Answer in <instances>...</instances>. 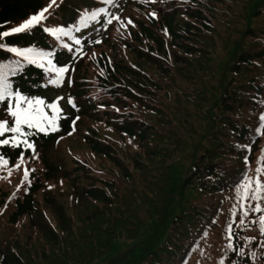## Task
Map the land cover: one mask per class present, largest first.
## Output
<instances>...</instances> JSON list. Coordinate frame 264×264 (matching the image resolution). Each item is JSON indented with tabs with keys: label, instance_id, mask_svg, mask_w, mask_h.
<instances>
[{
	"label": "trees",
	"instance_id": "16d2710c",
	"mask_svg": "<svg viewBox=\"0 0 264 264\" xmlns=\"http://www.w3.org/2000/svg\"><path fill=\"white\" fill-rule=\"evenodd\" d=\"M46 4L0 0V32ZM142 4L118 47L111 33L73 63L61 90L76 107L28 137L33 179H0V264H264V212L252 211L264 199L250 191L264 182V0ZM90 6L64 0L54 22L0 38L14 92L53 95L46 70L10 49L36 44L68 64L48 28ZM21 151L0 156L14 166Z\"/></svg>",
	"mask_w": 264,
	"mask_h": 264
},
{
	"label": "snow or ice",
	"instance_id": "6c2138e0",
	"mask_svg": "<svg viewBox=\"0 0 264 264\" xmlns=\"http://www.w3.org/2000/svg\"><path fill=\"white\" fill-rule=\"evenodd\" d=\"M56 0H49L48 6L40 10L38 13L32 15L21 25L12 28L10 30H4L0 32V38H7L13 34L26 33L30 31L34 27L41 24V22L47 17L45 13L48 12L49 8H51L55 4ZM108 3H114V0H106ZM103 11V10H102ZM154 15V13H153ZM93 18H95L93 16ZM116 20H119V16L114 17ZM110 19L108 23H111ZM131 23V21H128ZM67 35V33H64ZM94 43H98L99 41H93ZM75 43L77 45H81V48L76 49L75 55H80L82 52V44L80 39H76ZM4 44H0V48H4ZM69 51H72V48L68 45H65ZM13 52H16L17 55L29 58L30 63H35L32 57L40 56V57H51L53 53H43L37 52L32 49H28L25 51L18 50L16 48L10 49ZM40 67H44L43 64L39 65ZM48 71L56 73L55 79L51 80L52 84H61L62 80L67 76L69 85L71 84L70 72L73 70L70 66L65 65L61 67H56L52 60H48ZM64 99L63 97L58 98V100L53 101L51 103H46L43 99H32L28 98L25 95L14 92L8 81L7 74L0 72V104L7 103V107L5 111L11 117V121L9 120H0V147L10 146L15 148H21L20 159L23 160V152L25 150L31 151L34 155L36 153L35 143L32 140H29L28 137L31 135H35L36 132L48 134L49 131H58V121L63 117V109L59 106V100ZM70 105L75 108V103L69 98ZM51 112V115L49 114ZM76 119H79L77 117ZM264 119V117H262ZM75 121H73V125ZM25 129H34L35 132L25 131ZM8 161L5 160L2 156H0V165H7ZM16 168H19L20 165L16 164ZM258 172H264V169H257ZM29 174V170L27 168L24 169V176L27 178ZM11 175V172L8 173ZM251 183V181H249ZM257 184L256 189H252L253 199H264V196L261 195L264 192V182H261L259 179L255 181ZM245 189H248V184L244 185ZM19 190V186H18ZM245 199L248 198L247 192L245 194ZM254 212H264V208L257 204L255 208L252 209ZM247 211H245V215H249ZM236 223L243 225L244 220L240 219L236 221ZM252 223H257V221L253 220ZM259 226L262 232H264V215L260 216ZM232 225H229V233H231ZM251 239H255L254 237ZM231 247V245H230Z\"/></svg>",
	"mask_w": 264,
	"mask_h": 264
},
{
	"label": "rangeland",
	"instance_id": "374dc122",
	"mask_svg": "<svg viewBox=\"0 0 264 264\" xmlns=\"http://www.w3.org/2000/svg\"><path fill=\"white\" fill-rule=\"evenodd\" d=\"M63 1L64 0H56L55 4L51 8H49L48 12L45 13V16L48 18V21L54 22L53 14L59 8V6L63 3ZM69 1L73 3L78 2V0H69ZM90 1H91V6L89 8L83 9L81 14L79 15V18L76 17V19L73 21L75 24L69 26V27H72L75 25V28H78L77 32H75L74 34H71L70 32H66L67 30L65 32H61L60 40L64 44L74 49H78V48H81V45H77L75 43V40L80 39L81 44L83 46L82 50L89 48L87 51V54L89 56L92 55L94 57V54H97L98 52L95 48L98 46V43L100 41L101 42L105 40L112 41L110 40V38H108V36L111 33H114L116 34V36H118L119 39L117 40L118 41L117 47L119 46L121 39H123L126 36V34L128 33V29L130 28V24L132 23V22L131 23L128 22L129 20L132 21L131 15H137V12L132 8L126 7L127 0H116L114 1V3H108L106 2V0H90ZM48 4H49V0H48ZM48 4H46L45 6H48ZM114 10H115V16H119L120 19L119 20L114 19L112 20L111 23H108L107 15L109 14V12L112 13ZM142 15L143 14H141L140 17ZM93 16L95 18H93ZM77 19L79 22L77 21ZM26 20L22 21L20 25L24 23ZM76 21L78 22V24ZM52 24H55V23H52ZM64 33H67V35H65ZM93 41H99V42L94 43ZM101 42L99 44H101ZM33 45L37 49L27 48V49H24L23 51L32 49L37 52L48 53L47 48L38 46L36 44H33ZM31 59L35 60V63L33 64L37 66H39L40 64L44 65V67H41V68L46 70V73H45L46 83L49 86L54 87L55 92L60 93L58 97L59 98L63 97L64 99L63 100L61 99L62 100L61 102L59 101V105L62 104L61 106H65L66 105L65 99L66 97H68V93L65 91L59 90L55 86V84L50 83V81L53 80V77L48 74H54V72L48 71V67H49L48 66V56H45V57L36 56V57H32ZM28 61H29V58H28ZM53 64L56 67H59L55 63ZM25 96L28 98H32V99H38V98L43 99L46 103H51L55 101L52 99L56 98V96H54L53 98L46 99L40 96H33V94L25 95ZM7 106H8L7 103L0 104V120L11 121V117L5 111ZM49 114L51 115L50 111H49ZM84 125H86V123H84ZM31 131L35 132L36 130L31 129ZM66 140L67 139H63L62 142H60L57 147H52L49 153V157H51L52 160L56 159V156H55L56 153L58 152L63 153V150L66 149ZM68 143L74 144L73 139H69ZM16 164H19L20 167L16 168L15 167ZM16 164L14 166H9L8 163L7 165H0V179H9V178L12 179V177L14 176H17V177L19 176L20 178H22L24 176V169L27 168L30 171L31 180H32L33 173H35V171L37 170H40L41 168V163L39 161L38 154L35 153L34 155L31 151L28 156L23 155V160L19 159ZM9 172H11L10 176L8 175ZM260 240L263 243L264 239H263V236H261V234H260ZM203 251L206 252L205 250Z\"/></svg>",
	"mask_w": 264,
	"mask_h": 264
}]
</instances>
